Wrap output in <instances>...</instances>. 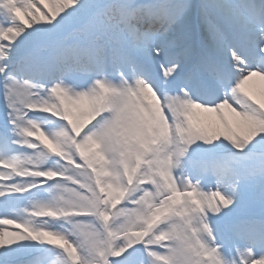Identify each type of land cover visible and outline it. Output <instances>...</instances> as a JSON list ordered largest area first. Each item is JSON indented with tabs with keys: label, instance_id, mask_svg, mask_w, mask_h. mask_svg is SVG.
<instances>
[{
	"label": "snow or ice",
	"instance_id": "snow-or-ice-1",
	"mask_svg": "<svg viewBox=\"0 0 264 264\" xmlns=\"http://www.w3.org/2000/svg\"><path fill=\"white\" fill-rule=\"evenodd\" d=\"M0 264H264V0H0Z\"/></svg>",
	"mask_w": 264,
	"mask_h": 264
}]
</instances>
